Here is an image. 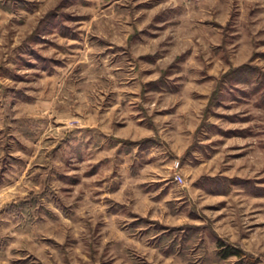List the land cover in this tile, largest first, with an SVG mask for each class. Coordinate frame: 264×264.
<instances>
[{
  "label": "rangeland",
  "instance_id": "rangeland-1",
  "mask_svg": "<svg viewBox=\"0 0 264 264\" xmlns=\"http://www.w3.org/2000/svg\"><path fill=\"white\" fill-rule=\"evenodd\" d=\"M0 264H264V0H0Z\"/></svg>",
  "mask_w": 264,
  "mask_h": 264
},
{
  "label": "built area",
  "instance_id": "built-area-1",
  "mask_svg": "<svg viewBox=\"0 0 264 264\" xmlns=\"http://www.w3.org/2000/svg\"><path fill=\"white\" fill-rule=\"evenodd\" d=\"M175 174H174V178H175V180H177V181H179V182H181L182 181V177H181V175L178 173V170H179V167H178V162L177 163H175Z\"/></svg>",
  "mask_w": 264,
  "mask_h": 264
}]
</instances>
